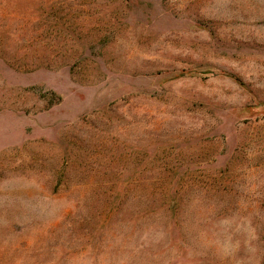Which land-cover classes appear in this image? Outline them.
Wrapping results in <instances>:
<instances>
[{
    "label": "rangeland",
    "instance_id": "rangeland-1",
    "mask_svg": "<svg viewBox=\"0 0 264 264\" xmlns=\"http://www.w3.org/2000/svg\"><path fill=\"white\" fill-rule=\"evenodd\" d=\"M0 264H264V0H0Z\"/></svg>",
    "mask_w": 264,
    "mask_h": 264
}]
</instances>
